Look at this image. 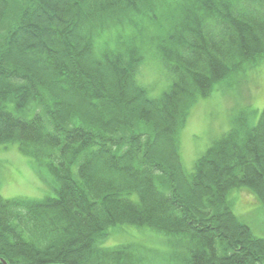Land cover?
I'll return each instance as SVG.
<instances>
[{"label":"trees","instance_id":"16d2710c","mask_svg":"<svg viewBox=\"0 0 264 264\" xmlns=\"http://www.w3.org/2000/svg\"><path fill=\"white\" fill-rule=\"evenodd\" d=\"M151 52L158 97L137 76ZM263 60L264 0H0V145L55 183L0 197V264H145L136 244L99 245L120 226L177 240L175 264H264L226 197L247 188L264 209V110L191 174L176 147L194 103Z\"/></svg>","mask_w":264,"mask_h":264},{"label":"rangeland","instance_id":"374dc122","mask_svg":"<svg viewBox=\"0 0 264 264\" xmlns=\"http://www.w3.org/2000/svg\"><path fill=\"white\" fill-rule=\"evenodd\" d=\"M157 57L154 52L148 53L137 74L139 83L153 97H158L170 83ZM194 104L176 146L180 162L190 174L196 160L237 125V121L234 123L237 115L254 111L249 122L254 124L264 110V60L248 69L245 75L219 83L207 97ZM31 156L20 153L15 143L0 145L1 199L37 201L55 197L51 175L44 167L36 168ZM226 197L232 213L249 227L254 237L264 239V209L255 195L247 188H236L231 189ZM107 234L99 244L101 247L114 249L119 245L136 244L145 264H175V257L184 256V251L175 245L177 240L167 241L164 236L147 233L135 226L111 228Z\"/></svg>","mask_w":264,"mask_h":264}]
</instances>
